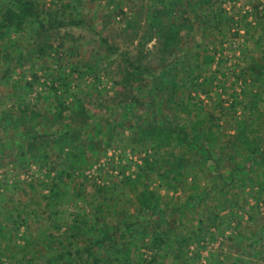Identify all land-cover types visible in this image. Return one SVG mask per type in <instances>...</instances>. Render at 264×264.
Masks as SVG:
<instances>
[{"label":"rangeland","instance_id":"rangeland-1","mask_svg":"<svg viewBox=\"0 0 264 264\" xmlns=\"http://www.w3.org/2000/svg\"><path fill=\"white\" fill-rule=\"evenodd\" d=\"M34 2L45 21L67 24L51 30L41 57L27 32L0 39V156L14 158L0 161L1 264H46L48 253L78 247L82 236L72 234L90 232L74 228L84 216L107 226L136 219L146 186L158 209L139 234L120 224L115 256L126 249L133 264H264V0H180V42L168 55L148 26L154 0ZM126 59L139 67L129 84ZM76 98L86 112L81 128L69 121ZM162 102V118H184L181 105L216 118L215 167L192 143L158 149L141 140L139 129L162 119ZM73 128L89 142L82 161L55 144L32 160L34 131L52 139ZM154 230L164 233L161 245L150 241Z\"/></svg>","mask_w":264,"mask_h":264},{"label":"trees","instance_id":"trees-1","mask_svg":"<svg viewBox=\"0 0 264 264\" xmlns=\"http://www.w3.org/2000/svg\"><path fill=\"white\" fill-rule=\"evenodd\" d=\"M151 13L148 17V26L152 31V34L155 35V38L159 43V50L162 55H168L170 52L178 46L179 40V31L183 21H175L173 15L175 9L181 6L180 0H154ZM71 23H75L71 21ZM64 21H45L38 12V8L34 0H0V39L3 40L9 32L15 34L27 32L28 38L32 39L31 48L38 57H41L46 54V52L51 48V30L55 29L54 27H59V25H66ZM14 41L13 44H15ZM103 42L107 45L111 53L115 52L116 49L108 45L106 40ZM128 64L131 67V70L125 71L123 73V80L128 84L132 80H137V74L139 72L133 71L136 69L135 66L129 59H126ZM168 64L166 68L170 67ZM138 67V66H137ZM139 68V67H138ZM7 70V69H6ZM8 71V70H7ZM5 71V72H7ZM168 72V71H166ZM165 72V73H166ZM126 85V83H124ZM56 85V84H55ZM51 84V87L55 89V86ZM57 89H55L56 91ZM72 106H75L74 114H71L69 118L70 124L74 125L77 128H81L84 124L87 126L85 120V108L82 106V103L79 99H74ZM166 105L162 102L158 105L160 117L162 118V110ZM181 108L178 109V112H184V118L181 115H176L169 118H157L155 117L149 125L139 129V137L141 140L151 139L153 143L157 146L158 149H166L172 144L184 143L200 151H206V154L210 156V159H214L211 155V148L214 146L219 138V135L215 133L213 129H209L210 124H215L218 126V121L212 115L202 116L200 109L196 106V109L188 107V105H181ZM27 108L24 107L20 110V115L16 118L15 125L23 126L24 119L27 114ZM192 117V122H190L191 133H187V124H184V121ZM208 122V123H206ZM73 128L72 131L64 130L58 133L57 137L48 139L42 138L41 134L38 132H33L31 136V141L29 143V149L34 151L32 160L36 158L43 157L44 149L50 144H55L59 147L62 145H67L70 151L67 152L68 155L74 156L72 162L78 163L83 160V148H86L88 140L78 133L79 130ZM27 129L22 131L26 132ZM25 134L22 135L24 137ZM241 141L246 145V148L249 150L251 143L248 137L243 131L240 132ZM194 146V147H193ZM82 148L81 151H79ZM194 149V150H195ZM77 151H79L77 153ZM1 152V151H0ZM32 153V152H31ZM7 156L1 155L0 161L6 159V163L14 160L13 156L7 158ZM214 167L216 166V161L214 159ZM233 172V171H232ZM229 174V180H234L235 175L233 173ZM223 180L224 178L221 177ZM100 190V189H99ZM157 198L154 196V193L149 191L148 186L144 190L137 194V204L138 216L136 219H126L121 221L122 223H116L111 226H107V223L103 221L101 217H96L89 219L84 216L80 223L74 227L76 230L79 229V225H88L87 232H77V234H72V236H82L83 242L78 247H73L68 251H62L59 255L47 254L45 257L46 264H52L54 259L63 260V264H133L130 261V253L128 251L122 250L123 256H115L119 253L117 248L118 234L120 230V224H126L134 228L132 232L139 234V227H143L144 218L148 214H152L158 209ZM216 218L215 216H213ZM77 223V222H76ZM76 223H71L75 225ZM157 225V224H156ZM14 232L16 233L19 229L18 223H14ZM100 227V229L98 228ZM72 229V227H70ZM12 232V233H14ZM151 231H149L150 233ZM162 232L170 233L167 223L164 224ZM160 232L155 230L151 232L150 241L152 245H161L162 235ZM79 236V237H80ZM144 239L142 235L140 242ZM139 242V243H140ZM59 243L62 241L59 240ZM111 246V248H106L105 246ZM63 246V244L61 245ZM66 256V257H65ZM1 257V254H0ZM115 260H119V263H116ZM2 262H0L1 264Z\"/></svg>","mask_w":264,"mask_h":264}]
</instances>
